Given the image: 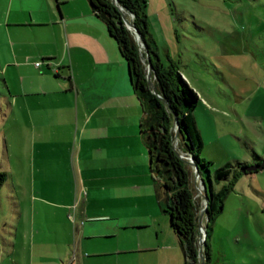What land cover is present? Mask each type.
<instances>
[{
    "label": "crops",
    "instance_id": "0c3cea01",
    "mask_svg": "<svg viewBox=\"0 0 264 264\" xmlns=\"http://www.w3.org/2000/svg\"><path fill=\"white\" fill-rule=\"evenodd\" d=\"M0 85L14 219L0 264L184 262L130 68L88 0L0 2Z\"/></svg>",
    "mask_w": 264,
    "mask_h": 264
},
{
    "label": "rangeland",
    "instance_id": "374dc122",
    "mask_svg": "<svg viewBox=\"0 0 264 264\" xmlns=\"http://www.w3.org/2000/svg\"><path fill=\"white\" fill-rule=\"evenodd\" d=\"M147 14L162 61L177 62L205 102L195 119L203 140L200 157L212 162V174L229 162L253 165V151L264 157V0H148ZM42 29L29 33L36 37ZM2 92L0 85V101ZM0 143V173H5L10 161L1 137ZM194 182L204 209L201 180L195 176ZM1 188L0 250L12 240L14 222L8 191ZM28 190L21 188L25 203ZM208 248L204 264H264V168L238 175L212 224ZM177 253L183 264L180 249Z\"/></svg>",
    "mask_w": 264,
    "mask_h": 264
},
{
    "label": "trees",
    "instance_id": "16d2710c",
    "mask_svg": "<svg viewBox=\"0 0 264 264\" xmlns=\"http://www.w3.org/2000/svg\"><path fill=\"white\" fill-rule=\"evenodd\" d=\"M92 11L106 24L107 30L116 41L122 57L130 68L134 89L141 100L144 115L141 132L150 154L153 177L158 190L162 211L169 215L171 227L177 234L184 255L183 264H200L198 252V218L203 209L200 195L195 186L196 172L180 154L190 156L200 173L201 187L209 196L206 215V243L204 253L209 256L208 242L212 224L223 211L227 195L233 189L238 175L254 171H243L249 162L236 161L217 168L212 174L209 160L200 157L203 140L195 119V110L201 104L198 92L183 76L177 62L169 59L164 63L160 47L151 33L147 14L148 0H88ZM59 3V1H58ZM123 12L139 29L148 45L153 63V81L157 93L168 100L166 104L148 84L146 66L148 58L134 34L123 20ZM132 16V17H131ZM175 115L178 122H175ZM178 129V137H175ZM198 138V142L196 140ZM192 141V143H191ZM177 142V146L175 143ZM254 163L264 157L252 152ZM0 173V187L6 180ZM222 184L219 190L214 184ZM201 191V194H203Z\"/></svg>",
    "mask_w": 264,
    "mask_h": 264
},
{
    "label": "water",
    "instance_id": "95a60500",
    "mask_svg": "<svg viewBox=\"0 0 264 264\" xmlns=\"http://www.w3.org/2000/svg\"><path fill=\"white\" fill-rule=\"evenodd\" d=\"M113 2L116 3L117 0H113ZM123 20H124V23L127 26V28L133 32L135 39L138 41V43L141 46V49L146 52V55L148 58V62H147V66H146V73H147V79H148V84H149L150 89L154 93H156L166 104L170 105L168 100H166L160 94L157 93V89L154 85L153 63H152V59L148 53V45H147L146 41L144 40L139 29L131 22V20L127 17V15L124 12H123ZM175 122L176 123L178 122L177 115H175ZM175 137H178V129L176 130ZM191 143H192V141H191ZM179 155L182 158H184L187 161V163H189L190 165H192L194 167L195 172H196V179L199 180L200 179V173L197 169V164L194 163V161H193V158L192 157L190 159H188L187 157L185 158V156H183L180 153H179ZM263 168H264V163H259V164L248 165L245 168H243V171H257V170H261ZM199 192L201 193V191H199ZM204 196H205V200H206V206L203 209V211L200 213L199 218H198V227H199L198 252H199V257H200V264H204V260H205L204 245H205V240H206V232L203 229V218L206 214L207 207L209 204V196L207 194H205Z\"/></svg>",
    "mask_w": 264,
    "mask_h": 264
},
{
    "label": "built area",
    "instance_id": "2783aa9c",
    "mask_svg": "<svg viewBox=\"0 0 264 264\" xmlns=\"http://www.w3.org/2000/svg\"><path fill=\"white\" fill-rule=\"evenodd\" d=\"M41 64H42V63H41L40 61H37V62H36V65H37V66H40ZM70 264H71V263H70Z\"/></svg>",
    "mask_w": 264,
    "mask_h": 264
}]
</instances>
